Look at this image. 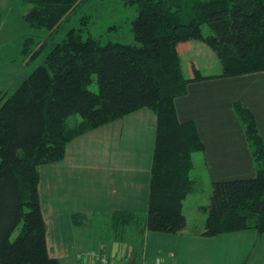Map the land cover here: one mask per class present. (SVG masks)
Instances as JSON below:
<instances>
[{"label": "trees", "instance_id": "1", "mask_svg": "<svg viewBox=\"0 0 264 264\" xmlns=\"http://www.w3.org/2000/svg\"><path fill=\"white\" fill-rule=\"evenodd\" d=\"M29 1L25 20L48 33L33 48L34 37H25L29 73L13 91H0V264H57L47 251L38 166L60 160L75 135L143 107L157 117L147 213L116 210L96 226L118 240L126 227L139 236L145 229L182 231V202L198 183L193 152L204 143L193 120L178 119L174 99L191 81L264 70V0ZM105 2L115 7L109 18L118 19L91 25L110 8ZM191 40L217 54L219 74L203 75L192 65L185 76L180 55ZM233 108L256 174L211 181L210 202L201 207L205 236L249 227L264 232V141L252 111L239 101ZM73 113L79 119L69 123ZM71 217L75 224L87 219Z\"/></svg>", "mask_w": 264, "mask_h": 264}, {"label": "crops", "instance_id": "2", "mask_svg": "<svg viewBox=\"0 0 264 264\" xmlns=\"http://www.w3.org/2000/svg\"><path fill=\"white\" fill-rule=\"evenodd\" d=\"M17 5L18 16L29 25L24 18L32 7L29 0H0V20L12 16ZM0 25L5 26L0 31V91L10 92L23 81L17 80L22 77L17 73L22 67L17 64H26V59L21 46L13 50L8 45L5 29L11 27L4 22ZM9 33L11 40L17 39L16 45H23V33L17 29ZM189 47L186 52L192 45ZM236 101L252 111L264 141V70L191 81L186 92L174 99L178 119L193 120L204 143L203 150L193 152L191 175L198 183L200 177L211 184L256 174L250 145L233 108ZM156 124L152 109H137L75 135L66 143L60 160L38 166L37 189L48 255L57 264H77L78 254L89 251L103 252L110 264H264V232L249 227L212 236L201 234L206 219L201 207L208 206L210 196L206 205L197 206L202 213L198 226L188 221L184 204L196 189L182 202L186 226L180 232L145 229L139 236L126 227L124 240L104 236L99 230L96 233L98 227L93 224L116 210L145 218ZM74 213L87 219L75 224ZM88 260L94 261L93 257Z\"/></svg>", "mask_w": 264, "mask_h": 264}, {"label": "rangeland", "instance_id": "3", "mask_svg": "<svg viewBox=\"0 0 264 264\" xmlns=\"http://www.w3.org/2000/svg\"><path fill=\"white\" fill-rule=\"evenodd\" d=\"M105 6H109L110 8L107 9H100L98 11L97 15L95 16V22L91 25H107L111 24L112 21H116L119 16H116L114 11V17L111 19L110 17V10H113L115 7L110 6L108 2H105ZM18 11L19 7L18 5L14 7L13 12L11 13L12 16L5 15L1 18L0 22L1 23H6L8 25L7 27H11L10 29L6 30V36H8V45H10V48L15 50L18 49L20 46L21 48L23 47V41L25 37L27 36H33L34 40L30 45V48H33L38 40L44 39L46 37L48 31L44 28H32L31 26L25 24L23 20L20 19V16H18ZM109 13V14H108ZM9 17V20L5 21V18ZM20 25H23L21 27ZM6 27V28H7ZM100 27V26H99ZM5 28L4 25H0V31H3ZM102 28V26H101ZM3 29V30H2ZM11 29H17L18 32H21L19 34L23 33V39H22V44L23 45H16L17 39L11 40L9 38L10 33L9 31ZM202 32L204 34H207L209 32V29L206 24H202ZM13 39V38H12ZM21 43V40H19ZM192 45V49H190L188 52H186L187 48ZM17 46V47H16ZM189 46L181 52V57H182V66L183 70L185 71L186 74L192 75V65H195L201 73H211V72H217L221 69L220 63H219V58L217 54L204 42L201 40H191L189 41ZM29 47V46H27ZM189 47V48H190ZM24 58L26 59V56L24 55ZM21 66V69H17V73L21 74V79L18 78L17 80H23L26 78V76L29 73V70L31 68L28 67L24 62L17 64V66ZM90 88L93 90H96V85L92 83L90 85ZM79 119V115L77 113H73L68 117V122L73 123L76 120ZM199 153V152H196ZM195 153V154H196ZM194 154V158H195ZM204 176V175H203ZM205 178V176H204ZM196 191L193 195L189 194V197L187 198L185 204H184V212L186 213L188 217V221L193 225V226H198L199 221L201 220V210L199 211L197 209V206L207 204L209 200V196H211V184L208 183V181H203L200 177L199 183L197 184ZM202 197V201L201 200ZM196 207V208H195ZM104 221L102 219L97 220L93 226L98 225L100 226ZM100 229V227L96 228V233ZM94 231V230H93ZM95 232V231H94Z\"/></svg>", "mask_w": 264, "mask_h": 264}, {"label": "built area", "instance_id": "4", "mask_svg": "<svg viewBox=\"0 0 264 264\" xmlns=\"http://www.w3.org/2000/svg\"><path fill=\"white\" fill-rule=\"evenodd\" d=\"M93 257L94 261L89 262L88 258ZM79 262L77 264H110L111 260L107 258L103 252L89 251L78 254Z\"/></svg>", "mask_w": 264, "mask_h": 264}]
</instances>
